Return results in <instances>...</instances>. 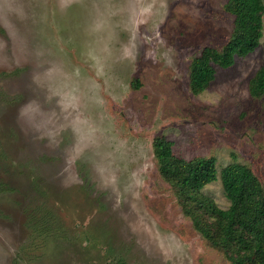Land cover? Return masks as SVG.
Masks as SVG:
<instances>
[{
	"label": "rangeland",
	"instance_id": "1",
	"mask_svg": "<svg viewBox=\"0 0 264 264\" xmlns=\"http://www.w3.org/2000/svg\"><path fill=\"white\" fill-rule=\"evenodd\" d=\"M226 0H0V264H231L184 214L153 139L264 187L259 45L199 93L190 64L221 49Z\"/></svg>",
	"mask_w": 264,
	"mask_h": 264
},
{
	"label": "trees",
	"instance_id": "2",
	"mask_svg": "<svg viewBox=\"0 0 264 264\" xmlns=\"http://www.w3.org/2000/svg\"><path fill=\"white\" fill-rule=\"evenodd\" d=\"M225 8L234 16L232 33L221 49L206 46L192 59L190 88L194 93L209 85L215 66L229 67L236 56H245L259 45L264 0H226ZM249 93L264 95V67L250 79ZM152 147L161 177L174 189L184 214L206 241L231 264H264V187L254 172L238 162L221 169L222 187L230 202L224 209L201 193L217 178L214 158L179 157L163 136H156Z\"/></svg>",
	"mask_w": 264,
	"mask_h": 264
}]
</instances>
